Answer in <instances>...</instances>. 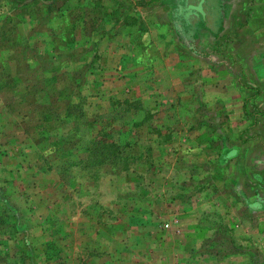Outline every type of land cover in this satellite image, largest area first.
I'll return each instance as SVG.
<instances>
[{
  "label": "rangeland",
  "instance_id": "374dc122",
  "mask_svg": "<svg viewBox=\"0 0 264 264\" xmlns=\"http://www.w3.org/2000/svg\"><path fill=\"white\" fill-rule=\"evenodd\" d=\"M164 1L0 0V264H264V54Z\"/></svg>",
  "mask_w": 264,
  "mask_h": 264
},
{
  "label": "crops",
  "instance_id": "0c3cea01",
  "mask_svg": "<svg viewBox=\"0 0 264 264\" xmlns=\"http://www.w3.org/2000/svg\"><path fill=\"white\" fill-rule=\"evenodd\" d=\"M163 4L168 8L173 7V16L169 11L166 12V17L172 23L177 20L176 32L181 36L186 35L185 30L191 28L194 22L192 34L197 38L195 45H198L200 53L213 52L219 41V34L224 36L232 31L237 45H231L229 52L238 56L243 54V69L246 65L249 67L244 62L245 53L254 51L264 54V0H173L170 3L164 1ZM148 6L143 8L149 9ZM143 19H147L146 15H143ZM169 28L171 31L170 26ZM142 31L145 37L150 36L147 28ZM241 66L231 65L233 70L240 69ZM252 69L256 72V69ZM232 75L236 77V74Z\"/></svg>",
  "mask_w": 264,
  "mask_h": 264
}]
</instances>
